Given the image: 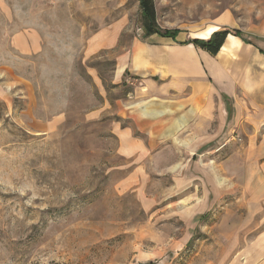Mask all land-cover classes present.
Segmentation results:
<instances>
[{"label": "rangeland", "instance_id": "rangeland-1", "mask_svg": "<svg viewBox=\"0 0 264 264\" xmlns=\"http://www.w3.org/2000/svg\"><path fill=\"white\" fill-rule=\"evenodd\" d=\"M263 2L0 0V264H225V221L244 211L239 189L203 216L181 207H191L184 198L197 184L176 194L156 176L151 209L136 184L125 189L112 125L117 104L127 111L121 101L140 100L129 97L132 82L112 86L108 59L98 61L103 87L95 83L97 61L85 58L84 44L123 18L130 34L182 40L225 11L240 23ZM106 100L111 109L91 117Z\"/></svg>", "mask_w": 264, "mask_h": 264}, {"label": "crops", "instance_id": "crops-1", "mask_svg": "<svg viewBox=\"0 0 264 264\" xmlns=\"http://www.w3.org/2000/svg\"><path fill=\"white\" fill-rule=\"evenodd\" d=\"M127 23L123 18L98 28L84 44L85 58L97 61L89 68L95 71V83L103 87L98 61L108 59L112 86L132 82L129 97L140 100L121 101L127 102V111L117 104L112 133L118 140L120 184L125 189L136 184L150 209L155 202L146 191L156 176L170 181L176 194L197 184L184 198L193 199L191 207H181L202 216L238 188L244 211L234 223L225 221L229 249L223 262L264 264V2L240 23L225 11L199 36L182 40L151 32L136 36ZM223 28L241 36L227 35L215 55L191 41ZM35 49L20 46L21 52ZM147 99L159 111L148 112L142 101ZM134 105L148 118L137 119ZM110 109L106 100L90 116ZM233 179L236 185H231ZM252 231L256 233L249 239Z\"/></svg>", "mask_w": 264, "mask_h": 264}, {"label": "trees", "instance_id": "trees-1", "mask_svg": "<svg viewBox=\"0 0 264 264\" xmlns=\"http://www.w3.org/2000/svg\"><path fill=\"white\" fill-rule=\"evenodd\" d=\"M232 34L235 36H241V32L238 30H234V29H230V28H223L217 31H214L209 38H204L205 40L202 39H193L191 40L195 45H197L198 47L206 50L208 53L215 55L220 47L222 46L225 38L227 37V35ZM162 36H170V37H174L175 33L171 34V35H162ZM38 264V263H36ZM48 264H54V263H48Z\"/></svg>", "mask_w": 264, "mask_h": 264}]
</instances>
